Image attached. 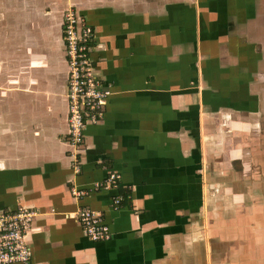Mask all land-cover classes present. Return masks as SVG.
Segmentation results:
<instances>
[{
  "label": "crops",
  "instance_id": "obj_1",
  "mask_svg": "<svg viewBox=\"0 0 264 264\" xmlns=\"http://www.w3.org/2000/svg\"><path fill=\"white\" fill-rule=\"evenodd\" d=\"M71 5L111 90L78 148ZM20 206L37 212L32 257L12 264H264V0H0V212Z\"/></svg>",
  "mask_w": 264,
  "mask_h": 264
},
{
  "label": "built area",
  "instance_id": "obj_2",
  "mask_svg": "<svg viewBox=\"0 0 264 264\" xmlns=\"http://www.w3.org/2000/svg\"><path fill=\"white\" fill-rule=\"evenodd\" d=\"M94 30L85 16L77 15L69 7L63 16V39L68 63V125L69 142L75 148L83 143L84 130L88 123H97L103 116V105L111 93L95 73L92 56ZM77 151V150H76ZM75 170L80 171L76 152ZM120 183V174L111 172L95 188L115 187ZM75 196L86 194L83 189L72 188ZM122 197L113 199L114 207H119ZM37 212L29 207L20 206L15 210L0 212V264L15 262L28 263L32 248L27 241V231ZM75 218L84 232L92 240H107L111 230L104 214L89 207H80Z\"/></svg>",
  "mask_w": 264,
  "mask_h": 264
},
{
  "label": "rangeland",
  "instance_id": "obj_3",
  "mask_svg": "<svg viewBox=\"0 0 264 264\" xmlns=\"http://www.w3.org/2000/svg\"><path fill=\"white\" fill-rule=\"evenodd\" d=\"M70 7L73 8V11L77 14V15H81V16H84L83 13H81L79 10L76 9V7L74 5H71ZM65 13V12H64Z\"/></svg>",
  "mask_w": 264,
  "mask_h": 264
}]
</instances>
